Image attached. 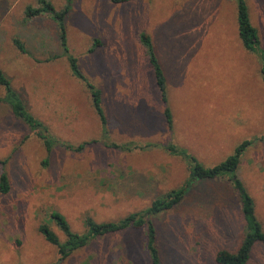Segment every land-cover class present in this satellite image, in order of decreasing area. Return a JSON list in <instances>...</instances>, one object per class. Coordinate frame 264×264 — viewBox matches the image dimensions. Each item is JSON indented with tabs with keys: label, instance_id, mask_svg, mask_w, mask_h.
I'll use <instances>...</instances> for the list:
<instances>
[{
	"label": "rangeland",
	"instance_id": "obj_1",
	"mask_svg": "<svg viewBox=\"0 0 264 264\" xmlns=\"http://www.w3.org/2000/svg\"><path fill=\"white\" fill-rule=\"evenodd\" d=\"M48 1L58 11L67 4ZM246 2L264 56V0ZM28 6L38 0H1L0 67L58 144L47 159L42 140L0 101V159L11 185L0 192V264H151L146 224L97 237L68 257L39 227L47 223L65 241L52 211L83 234L86 216L119 221L184 186L190 169L168 153V143L212 167L252 140L238 176L264 228V80L259 58L240 39L235 0H72L67 42L87 81L103 93L105 136L85 81L62 55L58 21L49 13L28 18ZM143 34L167 74L164 108L174 110L176 122L191 121L176 133L162 113ZM86 141L82 151L63 145ZM113 141L152 147L122 151L105 144ZM149 217L162 264H218L217 253L236 252L244 236L241 204L226 178L194 182L179 205ZM248 264H264L263 243Z\"/></svg>",
	"mask_w": 264,
	"mask_h": 264
},
{
	"label": "trees",
	"instance_id": "obj_2",
	"mask_svg": "<svg viewBox=\"0 0 264 264\" xmlns=\"http://www.w3.org/2000/svg\"><path fill=\"white\" fill-rule=\"evenodd\" d=\"M117 1H129V0H117ZM238 10V30L240 39L245 47L251 53L256 54L262 65V73L264 80V56L260 49V37L256 27L252 24L250 19L249 8L246 0H235ZM39 6H28L26 9V15L28 18H35L45 13L52 15L59 23V37L63 49V55L66 56L71 72L77 78L85 81V85L90 93L93 108L102 123L103 136L107 134L106 126L108 124L105 111L102 106V93L94 84L87 81L84 74L79 68L78 59L70 53V48L66 37V18L71 9L72 0H67V4L61 11L54 9L53 5L48 0H38ZM1 0H0V22H1ZM142 39L147 47V55L149 56L150 65L154 71L155 80L160 91L162 100L167 102V78L161 64L158 61L155 54L151 38L148 34H143ZM15 45L22 52H26V47L18 38L14 39ZM263 63V64H262ZM0 86L5 89V95L0 98V101L6 103L12 114L19 119L25 126H27L39 139L42 140L49 159V155L56 147L57 140L50 129L44 124V122L38 118L25 104L20 94L14 89L12 81L7 77L6 73L0 67ZM166 119L169 128L173 127V116L171 109L167 107L165 109ZM264 138V136H263ZM89 142H82L78 145L63 144L67 149L74 151L84 150ZM108 147L116 148L119 150H129L143 148L138 144H119L117 142H105ZM252 144V140H245L237 146L235 152L229 156L225 161L212 166L206 167L198 159L192 155L187 149L180 147L174 143H168L164 147L168 153L182 157L190 169V177L186 181L185 185L169 191L164 195L156 198L152 201L149 208L141 212L131 213L125 218L119 221L110 222H97L91 216H86L84 223L87 230L83 234L74 232L71 228L69 221L66 217L58 211L51 212V218L60 228V230L66 235V240L61 241L59 235L47 224L43 223L39 227V232L44 238L52 245L57 246L59 253L62 257H68L76 250L86 246L93 239L123 231L128 228H141L145 224L147 226L146 231V250L151 260V264H162L160 249L157 242V228L150 216L160 214L164 211L173 209L179 205L187 196L189 189L196 181H214L218 179L226 178L232 185L233 190L237 193L241 210L243 212V218L245 221V230L242 242L239 249L236 252L228 250H220L217 253L216 261L218 264H248L252 252L257 243L264 244V228L262 222L259 220L255 201L248 193L244 183L238 176V167L240 164L241 155ZM146 147H152L151 145H145ZM47 160L45 161V163ZM2 165V172L0 174V192L7 194L10 189V179L8 173L5 170L6 160L0 159Z\"/></svg>",
	"mask_w": 264,
	"mask_h": 264
},
{
	"label": "crops",
	"instance_id": "obj_3",
	"mask_svg": "<svg viewBox=\"0 0 264 264\" xmlns=\"http://www.w3.org/2000/svg\"><path fill=\"white\" fill-rule=\"evenodd\" d=\"M43 15V14H42ZM94 47H96V45H94ZM94 47L93 48H91L89 51H94ZM63 51V50H62ZM27 52V51H26ZM25 53V52H24ZM63 55V54H62ZM74 55V54H73ZM75 56V55H74ZM163 68V67H162ZM4 71V70H3ZM5 72V71H4ZM167 75V74H166ZM15 89V88H14ZM16 90V89H15ZM103 94V93H102ZM103 105V104H102ZM9 107V106H8ZM171 109V108H170ZM164 110H165V108H164V102H163V110H162V113H163V115H164ZM171 111H172V116H173V127H172V129H173V131H174V133H176L175 131H180L181 130V127H184L185 129L187 128V127H189L190 126V123H191V121L190 122H187V125H186V123L185 122H181V121H178V122H176V120H175V113H174V110L173 109H171ZM105 114H106V112H105ZM106 117H107V115H106ZM107 122H108V118H107ZM108 125V124H107ZM109 127V126H108ZM169 130H171L170 128H168ZM174 144H176V145H178L179 146V144H177V143H174ZM143 148L142 149H145L144 147H145V145L144 146H142ZM146 148H149V147H146ZM186 148V147H185ZM139 149H141V148H139ZM135 150V149H134ZM123 151V150H122ZM133 151V150H132ZM175 156V155H174ZM179 157V156H178Z\"/></svg>",
	"mask_w": 264,
	"mask_h": 264
}]
</instances>
